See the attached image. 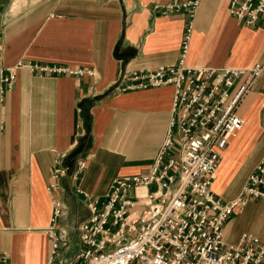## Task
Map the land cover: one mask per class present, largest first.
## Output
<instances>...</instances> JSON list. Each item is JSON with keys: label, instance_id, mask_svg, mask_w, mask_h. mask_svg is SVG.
I'll return each mask as SVG.
<instances>
[{"label": "crops", "instance_id": "1", "mask_svg": "<svg viewBox=\"0 0 264 264\" xmlns=\"http://www.w3.org/2000/svg\"><path fill=\"white\" fill-rule=\"evenodd\" d=\"M169 0H0L5 66L19 61L90 67L94 74L39 73L16 68L13 86L0 81V250L10 264H47L49 182L63 213L72 258L76 225L91 197L117 176L145 172L168 135L173 85L126 88L133 70L176 62L188 16L163 15ZM230 0H199L187 65L247 68L264 60V27L229 13ZM243 76L240 77V80ZM244 124L230 136L212 189L236 196L264 155V71L237 107ZM79 160H84L79 167ZM251 232L264 240V197L236 208L223 226L227 242Z\"/></svg>", "mask_w": 264, "mask_h": 264}, {"label": "built area", "instance_id": "2", "mask_svg": "<svg viewBox=\"0 0 264 264\" xmlns=\"http://www.w3.org/2000/svg\"><path fill=\"white\" fill-rule=\"evenodd\" d=\"M198 4H161L163 15L188 16L180 56L173 63L131 71L124 89L173 85L168 135L147 171L117 176L101 198L88 199L89 213L76 225L79 244L72 258L60 250L71 238L66 228L55 225L63 207L53 190L64 170L54 169L48 184L52 216L46 227L47 264H264V240L259 236L244 231L236 242H227L223 234L236 208L252 197H264V155L233 198H221L211 186L230 136L244 124L237 107L264 71V60L247 68L187 65L184 58ZM229 13L244 24L264 27V0H230ZM2 59L0 48L3 89L13 86L19 65L47 74H94L90 67L32 61L5 66ZM78 164L83 167L85 162ZM0 264H10L5 250H0Z\"/></svg>", "mask_w": 264, "mask_h": 264}]
</instances>
